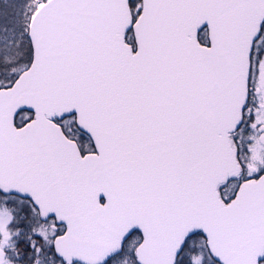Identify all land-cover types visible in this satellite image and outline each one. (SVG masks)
<instances>
[{"label":"snow or ice","instance_id":"obj_1","mask_svg":"<svg viewBox=\"0 0 264 264\" xmlns=\"http://www.w3.org/2000/svg\"><path fill=\"white\" fill-rule=\"evenodd\" d=\"M0 264H264V0H0Z\"/></svg>","mask_w":264,"mask_h":264}]
</instances>
